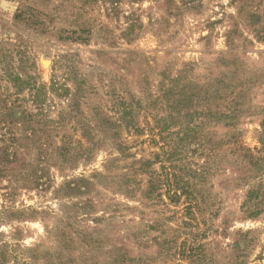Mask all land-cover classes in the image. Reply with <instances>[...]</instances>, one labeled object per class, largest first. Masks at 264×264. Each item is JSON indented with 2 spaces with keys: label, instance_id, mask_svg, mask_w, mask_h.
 Here are the masks:
<instances>
[{
  "label": "rangeland",
  "instance_id": "obj_1",
  "mask_svg": "<svg viewBox=\"0 0 264 264\" xmlns=\"http://www.w3.org/2000/svg\"><path fill=\"white\" fill-rule=\"evenodd\" d=\"M0 264H264V0H0Z\"/></svg>",
  "mask_w": 264,
  "mask_h": 264
},
{
  "label": "trees",
  "instance_id": "obj_2",
  "mask_svg": "<svg viewBox=\"0 0 264 264\" xmlns=\"http://www.w3.org/2000/svg\"><path fill=\"white\" fill-rule=\"evenodd\" d=\"M30 80H31V78L30 77H27L26 76V79L25 80H22V79H20L18 76H13V82L14 83H18V87H20L18 90L19 91H22L23 89H25L26 87H27V89H29V87H32V88H34L35 86L34 85H32L31 84V82H30ZM43 89V87H38V88H36L35 87V90H36V93H34V99H33V102H38V103H41V102H43L44 100H42V98H41V96H42V93H41V90ZM35 96H36V98H35ZM44 97V96H43ZM40 99V100H39ZM26 117L28 118V115L26 114ZM11 124H12V122H7V131L6 132H8L9 133V131H12L11 130ZM5 126V125H4ZM5 135H6V133H5ZM15 139V137H13L12 138V140L11 141H13ZM88 152V154L90 153V150H88L87 151ZM59 153L61 154V156L62 157H64V155L66 154V153H69V151L66 149V148H61L60 150H59ZM84 153H86V152H81V154L80 155H83ZM78 155V154H77ZM168 174V181H169V179L173 176V174H169V173H167ZM172 184H170V181L168 182V184H167V189L170 191V189H171V187H172V190H171V194H170V198L169 199H171V200H174V199H176V198H178L179 199V197H180V195L182 194V195H185L186 197H188L189 198V196H190V198H191V192H189V190H188V187L187 186H185V185H180V184H176V186H171ZM177 191H179L178 193L179 194H177ZM194 205H196L197 206V203L195 202V204H193L191 201H188V204L186 205V208H192V207H194Z\"/></svg>",
  "mask_w": 264,
  "mask_h": 264
},
{
  "label": "bare ground",
  "instance_id": "obj_3",
  "mask_svg": "<svg viewBox=\"0 0 264 264\" xmlns=\"http://www.w3.org/2000/svg\"><path fill=\"white\" fill-rule=\"evenodd\" d=\"M47 64V63H46Z\"/></svg>",
  "mask_w": 264,
  "mask_h": 264
}]
</instances>
